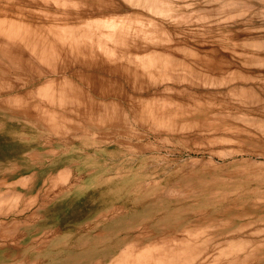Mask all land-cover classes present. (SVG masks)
<instances>
[{
    "label": "rangeland",
    "instance_id": "1",
    "mask_svg": "<svg viewBox=\"0 0 264 264\" xmlns=\"http://www.w3.org/2000/svg\"><path fill=\"white\" fill-rule=\"evenodd\" d=\"M1 19L0 264H264V207L199 205L264 195L213 182L264 158V0H0Z\"/></svg>",
    "mask_w": 264,
    "mask_h": 264
},
{
    "label": "bare ground",
    "instance_id": "2",
    "mask_svg": "<svg viewBox=\"0 0 264 264\" xmlns=\"http://www.w3.org/2000/svg\"><path fill=\"white\" fill-rule=\"evenodd\" d=\"M4 22H5V20H4ZM11 22V21H10ZM10 22H5L4 24H3V20L1 19L0 20V32L1 33H8L9 32V27L12 25V23H11V25H9V23ZM122 25V24H121ZM124 25V24H123ZM13 27V26H12ZM17 28V27H16ZM13 29H14V27H13ZM17 29H20L19 27L17 28ZM16 29V30H17ZM15 30V29H14ZM17 31H19V30H17ZM62 33V32H61ZM10 36L11 37H7V38H9V39H11V41L9 42V44H11V43H13L14 44V41L13 40H15L16 38V40L18 41H20V40H23L24 41V48H26V46H27V48H26V50H33L34 49V47L32 46V48H30L29 49V47H31V44H32V42H34L31 38H29L28 37V39H29V41L27 40V38L25 37V36H23L22 34H20V33H16V37L15 36H13V34H11L10 33ZM57 36V35H56ZM59 36H61V35H59ZM58 36V37H59ZM63 36V35H62ZM13 37H15V38H13ZM60 38V37H59ZM9 39H7V40H9ZM61 39V38H60ZM65 39V38H64ZM63 40V39H62ZM16 41V42H17ZM19 41H18V43H19ZM23 41H20L21 43H23ZM54 41V40H53ZM52 41V42H53ZM68 41V40H67ZM66 41V42H67ZM71 41H74L75 42V40H71ZM77 41V40H76ZM62 42V41H61ZM78 42V44H79V41H77ZM76 42V43H77ZM54 43H55V46H56V42L54 41ZM76 43H74V45H76ZM61 44H63V43H61ZM21 45V46H22ZM38 45V44H37ZM42 45H45V44H42ZM42 45L40 46V47H37L36 46V44L34 45L35 46V48L37 49V53H36V55L35 54H32V55H35V56H39V54L41 53L42 54V52H43V50H42ZM72 45V44H71ZM74 45H72V48H74L73 46ZM80 45H81V42H80ZM11 46V45H10ZM22 46V47H23ZM29 46V47H28ZM39 46V45H38ZM69 46V45H68ZM12 47H13V49L15 50V52L16 53H21V51H20V48H18L17 46L15 47V46H13L12 45ZM45 47H49V46H46L45 45ZM57 47V46H56ZM62 47V45L60 46V48ZM77 47L79 48V46L77 45ZM84 47L85 46H83L82 47V49L79 51V52H81V51H84ZM55 48V47H54ZM64 48V47H63ZM62 48V49H63ZM71 48V47H70ZM71 48V49H72ZM77 48V49H78ZM90 48V47H89ZM88 48V49H89ZM92 48V47H91ZM97 48V47H96ZM46 49V48H45ZM50 49H51V47H50ZM62 49H60V50H62ZM66 49H68V48H66ZM70 49V50H71ZM88 49H87V51H88ZM31 50H30V54H31ZM56 50V49H55ZM55 50H52V52H51V54L54 52L55 53ZM65 50V49H64ZM90 50V49H89ZM34 51H36V50H34ZM58 52H60L59 50H57ZM65 51H67V50H65ZM69 51V50H68ZM92 51V50H91ZM45 52V51H44ZM47 52H49L48 51V49H47ZM73 52V51H72ZM93 52V51H92ZM9 53V54H8ZM12 53L13 52H10V51H1L0 52V54H2V55H4L5 57H9V56H13L12 55ZM32 53H34V52H32ZM53 53V54H54ZM67 53V52H66ZM69 53V52H68ZM71 53V52H70ZM43 54H46V53H43ZM50 53H47V55H49ZM56 54H59V53H56ZM55 54V55H56ZM61 54V53H60ZM74 54H76V53H74ZM85 54H87V52L85 53ZM84 54V55H85ZM19 55H22V54H19ZM55 55H53V56H55ZM3 56V58L5 59V57ZM34 56V57H35ZM53 56L51 57V59H50V61L48 60V58L46 59V60H44V62H45V67H46V65H47V63H49L50 64V62L53 60V62H54V60H56L55 58H53ZM42 57V56H41ZM60 57V56H59ZM89 57V55L87 54V59H86V61L90 58H88ZM36 58V57H35ZM84 58V57H83ZM86 58V57H85ZM27 59H30V58H28V56H27ZM27 59H25V58H22L21 60H20V64L21 65H19V63H18V61L15 63V64H13V67L15 68H18V69H20V70H22L26 65H27V68H26V71L28 70L29 71V69H28V65L29 66H32L31 67V71H29V73L30 74H32V72H34L33 73V76H36L37 74V70H36V64H35V67H33V64H31V62H27L28 60ZM37 59L39 60V58L37 57ZM36 59V60H37ZM41 59V58H40ZM80 59H81V61H82V58L80 57ZM38 60H37V62H38ZM85 60V59H84ZM83 60V61H84ZM147 60V59H146ZM32 61V60H31ZM82 61V62H83ZM85 61V62H86ZM7 62V61H6ZM34 62V61H33ZM40 62H42L41 60L39 61V63ZM58 62H60V64L63 62H61V58H60V61H55V63L57 64ZM147 62H149V59H148V61ZM38 63V64H39ZM55 63H53L54 65L53 66H55ZM66 62H65V60H64V64H65ZM84 63V62H83ZM47 65V66H49V67H47V69L48 68H50V69H52L51 67H52V62H51V66L50 65ZM62 65V67L63 68H61V66H60V68H61V70L62 69H64L65 68V66H67V64L68 63H66L65 65ZM2 65V66H1ZM69 65V64H68ZM45 67H44V69H45ZM56 68L58 67V66H55ZM7 66L5 65V62L3 61V60H1L0 59V75H2L3 77H5L6 75H8L7 74V72H8V70H7ZM30 68V67H29ZM33 68H35L34 70L35 71H32V69ZM38 68H40V65H39V67ZM67 68H68V66H67ZM67 68H65V70H63V71H66V70H68ZM166 68V66H165V64H156V63H153V62H149V63H139V65H137V68L135 67L134 68V70L135 69H139V70H141L142 72H144V73H147L149 76H153L152 74L153 73H155V75L154 76H156L157 75V77H159V76H169L170 77V79H174V80H176V79H178L179 80V78H181L182 77V75H178V74H175L174 73V68L172 67V66H170L169 68H168V66H167V68ZM41 69V68H40ZM40 69H38V70H40ZM43 69V70H44ZM49 69V70H50ZM55 69V68H54ZM46 70V69H45ZM53 70V69H52ZM23 71V70H22ZM51 71V70H50ZM57 72H60V71H58V69L56 70ZM56 72V73H57ZM75 72H77V71H75ZM26 73V72H25ZM40 73H41V71H40ZM39 73V74H40ZM45 73H47L46 71H45ZM52 73V72H51ZM51 73H50V75H51ZM53 73H55V71L53 72ZM60 73H62V72H60ZM64 73V72H63ZM71 73H73V72H71ZM191 75H193V72H189ZM36 74V75H35ZM58 74V73H57ZM169 74V75H168ZM43 75V74H42ZM46 75V74H45ZM39 76H41V75H39ZM38 76V77H39ZM153 76V77H154ZM74 77V76H73ZM30 78V77H29ZM40 78V77H39ZM60 78H62V76L60 77ZM75 78V77H74ZM5 79H7V81L5 82V83H0V88H1V90H3L4 91V93H7L8 91V89H10L11 88V86H12V81L11 80H9L10 79V77H9V79L7 78V76L5 77ZM38 79V78H37ZM63 79V78H62ZM103 79V78H102ZM101 79V80H102ZM111 79V78H110ZM25 79H23V81H24ZM27 80V79H26ZM104 80V79H103ZM32 81V80H31ZM37 81V80H36ZM20 82V81H19ZM63 82H65V79L64 80H60L59 81V85H61V83H63ZM68 83L70 82V81H67ZM107 82H109L108 80H107ZM113 82V81H112ZM111 81H110V83H112ZM66 83V82H65ZM5 84V85H4ZM32 84V83H31ZM107 84V83H106ZM14 85V84H13ZM58 85V86H59ZM65 85H67V84H65ZM102 85V84H101ZM104 86L105 87H107L105 84H104ZM19 87V86H18ZM71 86H69L68 87V89L70 88ZM76 87V86H75ZM63 88H65L64 86H63ZM73 89H76V88H74V87H72ZM71 88V89H72ZM101 88V87H100ZM100 88H99V90H100ZM12 89V88H11ZM60 89V86L58 87V90ZM61 89H62V86H61ZM61 89H60V91H61ZM67 90V89H66ZM92 90V89H91ZM108 90V88H106L105 89V91H104V89H103V91L104 92H106ZM63 91H64V93H65V89H63ZM63 91H61V92H63ZM71 92H72V90H70ZM93 91H95V89L94 90H92V92ZM74 92H76V90L74 91ZM91 92V93H92ZM64 93H62V94H64ZM93 93H95V92H93ZM67 94V93H66ZM65 94V95H66ZM68 94H70V93H68ZM93 97V96H92ZM103 97V96H102ZM103 98H105V96L103 97ZM86 112V111H85ZM218 114V113H217ZM246 122V121H245ZM261 132H264V129L263 128H261ZM262 156H264V155H262ZM256 161H254V160H252V161H250L249 159L248 160H244V161H233L232 163H230V164H228V163H226V162H223V164H221L220 165V168H218V166H217V168H216V165L215 166H213V168H215V170L214 171H216V172H218V169H220V170H222V169H224L225 168V170H226V173L224 174V175H219V176H217L216 177V179L213 181V182H215V183H224V184H227V185H230V186H236V187H240V186H244V188L243 189H245V187L246 186H248V187H254L255 189H256V192H259L260 193V195H261V193L263 194L264 193V158H263V160L261 159L259 162H257V159H255ZM219 170V171H220ZM224 173V172H223ZM216 176V175H215ZM253 195V192L250 190L248 193H247V190H244V194L242 195V199L240 198V197H238V198H236V196L235 197H226V195H224V194H218L217 195V193H212V194H210V197L209 198H207V199H205V200H201L200 201V206H202L203 208H205V209H209V208H212V207H221V208H231V207H236V205L238 206V207H242V208H244V209H250V210H252V208H259V207H264V195L262 196V197H259L257 200H255V201H249V200H251V197H249V196H252ZM249 197V198H248ZM237 207V208H238ZM247 211V210H246Z\"/></svg>",
    "mask_w": 264,
    "mask_h": 264
}]
</instances>
